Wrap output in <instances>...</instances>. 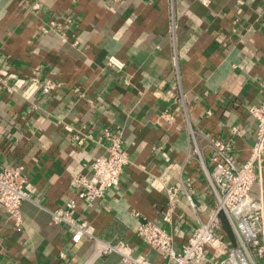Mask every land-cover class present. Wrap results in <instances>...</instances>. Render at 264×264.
<instances>
[{
  "label": "crops",
  "instance_id": "crops-1",
  "mask_svg": "<svg viewBox=\"0 0 264 264\" xmlns=\"http://www.w3.org/2000/svg\"><path fill=\"white\" fill-rule=\"evenodd\" d=\"M68 18L74 22L68 40L55 28L43 29ZM110 54L123 59L122 70L108 66ZM31 76L68 85L45 95ZM263 101L264 0H212L210 6L174 0V7L170 0H0V169L22 163L32 185L21 225L0 202V264H125L117 252L95 255L89 237L73 241V228L50 212L77 197L73 178L91 174L94 157L106 153V128L124 133L128 161L120 183L91 207L77 198L73 213L103 239L123 240L162 261L160 250L142 240L138 221L164 226L181 249L214 207L206 172L210 139L229 140L242 165L256 141L249 106ZM189 123L199 134V153ZM236 125L240 133L231 130ZM77 131L92 139L77 145ZM261 164L252 193L264 201V155ZM169 185L183 188L172 224L164 219ZM185 186L193 189L196 209ZM217 262L212 256L207 264Z\"/></svg>",
  "mask_w": 264,
  "mask_h": 264
},
{
  "label": "built area",
  "instance_id": "built-area-1",
  "mask_svg": "<svg viewBox=\"0 0 264 264\" xmlns=\"http://www.w3.org/2000/svg\"><path fill=\"white\" fill-rule=\"evenodd\" d=\"M199 1L206 6L212 3V0ZM170 3L174 7V0H170ZM39 6V3L34 5L37 8ZM171 19V31L174 34L176 20L173 14ZM73 23L72 18L65 21L52 19L43 29L55 28L63 39L68 40L70 37L67 28ZM172 62L176 72H179L176 54L173 55ZM107 64L119 70L125 67L123 59L115 54L109 55ZM29 78L40 83L41 92L45 95H53L68 85L64 79L49 76ZM72 89L77 95H85L80 85H73ZM171 95L174 94L171 92ZM249 112L257 119L256 141L242 165H238L232 157V145L229 140L220 134L210 139V167L206 172L215 198L214 207L206 219L199 218L197 226L181 249L176 248L174 234L164 226L147 217L138 221L137 228L142 240L150 247L160 250L162 261H154L146 253L135 252L132 246L123 240L103 239L96 233L91 222L73 213L78 207L77 198H80L86 207H91L111 186L120 183L128 161L124 133L121 129L104 130V137L108 141L106 153L94 157L91 162V174L77 173L74 176L72 182L77 197L70 198L66 208L51 209L53 219L73 228V241L78 242L85 236L93 239L95 255L117 252L125 264H207L212 256L217 258V264H260V260L264 259V201L262 197L252 193V186L259 176L257 167H261L264 155V101L250 105ZM162 117L170 122L174 120V115L167 111L162 113ZM189 130L195 143L194 150L199 153V134L191 123ZM231 130L240 133L237 125L232 126ZM73 136L77 145H83L92 139L91 134L81 131L73 133ZM200 158L202 161L201 155ZM192 190L188 186L184 188L188 204L196 209L197 202ZM167 191L168 202L164 219L172 224L175 211L181 204L180 195L183 188L169 185ZM31 192L32 185L24 164L0 169V202L18 226L23 222L22 203L32 198ZM224 217L229 223L230 232L224 227ZM66 255L65 251L60 252L61 257Z\"/></svg>",
  "mask_w": 264,
  "mask_h": 264
},
{
  "label": "trees",
  "instance_id": "trees-1",
  "mask_svg": "<svg viewBox=\"0 0 264 264\" xmlns=\"http://www.w3.org/2000/svg\"><path fill=\"white\" fill-rule=\"evenodd\" d=\"M224 220H226L225 217H224ZM226 221H227V220H226ZM227 222H228V221H227Z\"/></svg>",
  "mask_w": 264,
  "mask_h": 264
}]
</instances>
